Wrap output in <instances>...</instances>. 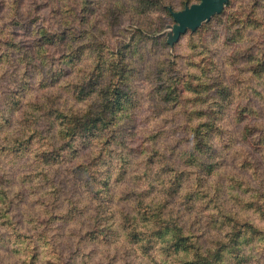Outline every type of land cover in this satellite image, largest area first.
Listing matches in <instances>:
<instances>
[{"label":"rangeland","instance_id":"1","mask_svg":"<svg viewBox=\"0 0 264 264\" xmlns=\"http://www.w3.org/2000/svg\"><path fill=\"white\" fill-rule=\"evenodd\" d=\"M199 2L0 0V264H26L33 251L36 264H168L136 250L120 218L143 209L145 197L160 196L174 174L195 176L188 166L193 155L215 165L214 175L205 174L208 183L219 180L229 194L248 200L246 184L264 192V73L248 71L255 57L264 68V0L260 7L257 0H230L221 14L171 45L175 21L165 6L181 11ZM247 22L252 25L241 35ZM52 38L61 40L52 44ZM111 81L124 93L118 123L105 136L98 135L101 123L99 138L59 143V160L42 163L41 151L57 154L44 138L49 120L65 121L51 100L54 106L68 101L64 113L80 117L104 98L99 84ZM229 90L232 102L225 107ZM79 92L88 95L77 99ZM32 100L49 104L48 114L34 118L36 130L26 128L20 103ZM75 124L82 126L78 118ZM18 136L31 140L14 147L9 140ZM201 136L204 153L194 149ZM187 186L169 197L182 209ZM218 210L205 198L203 211L183 213L181 222L201 234L212 253L221 250L214 259L236 262L228 228L218 249L217 231L201 225ZM249 215L264 230V220ZM260 240L247 243L242 264H264Z\"/></svg>","mask_w":264,"mask_h":264},{"label":"trees","instance_id":"2","mask_svg":"<svg viewBox=\"0 0 264 264\" xmlns=\"http://www.w3.org/2000/svg\"><path fill=\"white\" fill-rule=\"evenodd\" d=\"M260 4V0H257V7H260ZM170 8V6H165V9L168 10L172 16ZM171 9L173 11H177L174 8ZM255 12L256 11H254V14H256ZM251 25L252 22H250V24L247 22V25H244L242 28L243 32L241 35H245L246 30L250 28ZM189 32L191 31H188L186 34ZM183 36L184 35H182L181 38ZM60 40L61 38H58V40L52 38L49 43L55 44ZM41 53L42 52H40V54ZM74 56V50L68 52V57H70V59H72ZM259 62L260 61L257 57L254 59H249L248 62L249 65L253 63V65L248 68V71L252 72L253 75L257 77L264 73V68H261V65L258 64ZM109 85H112L111 89ZM109 85L105 83L99 84L101 90L97 91L101 92V94L104 95V98L95 109L93 105H91L89 107V111L84 114H80V117H69L64 113L68 101H66L64 105L57 104L54 106L51 105L53 103V100H51L52 102L50 103V106L53 108L52 111L56 112L58 117L65 121L60 122L57 119L49 120L48 125L50 128L46 127L44 138L50 140L52 147L55 148V150H49L56 152L57 154H49L50 152H47V150L41 151L39 155L43 159L42 163L51 165L55 161L59 160L58 157L61 156V154H59L60 151L57 152V149H59V143L69 146L71 139H75L76 136H82L84 139L88 140L95 138L98 135L105 136L110 132V127L118 123L119 115L117 114L119 113V107L122 105V103H124L122 100L124 93L120 87H117V83L115 84L111 81ZM171 85L165 92L167 95L172 94L170 88L174 86ZM228 89L230 88H225L226 92ZM87 93L88 92H79L76 95L77 99L86 97L88 95ZM54 94H56V92L51 94L49 97L53 99L56 96H54ZM230 97L231 91L229 90L227 98H223L221 102L222 105L225 107L229 106V104L232 102H230ZM20 103L23 106V117L25 118V123H28L26 124V128H33L36 130L34 118L40 113L48 114L49 112H46V108L49 104L43 103L41 101L35 102L33 100L28 101L25 104L23 102ZM77 118L79 121H81L82 126H77L75 124ZM101 123H104L105 127L101 130L105 133L101 131V134L96 135L95 133L98 129L97 127ZM112 133L115 134V132ZM203 138L204 136L199 138L198 145H196L197 147L194 148L195 150H198L199 153H204L202 151V145L205 143V139ZM19 139H22V136L15 137L13 141L9 140V143L16 147L18 144L23 145L25 142L31 140L29 137L28 139H23L21 142H19ZM260 141L264 145V136L260 138ZM31 147L32 145H29L28 143L25 149H31ZM71 151L75 152L76 150L74 149ZM46 152L47 154H43ZM193 157L194 159L190 162L191 164L188 163V166L196 169L195 176H193L194 173H185L186 177L180 173L174 174L173 184H170L167 187L168 189L164 190L160 196L156 195V197H151L149 202H147L148 197L142 199V202H146V205L141 203V207H143V209L138 210L137 213L123 212L124 214L122 215V218H120L121 231L125 233V239L128 240L130 244L136 246L135 249L146 255L149 259H151L152 262H156L160 256L162 260H168V264H222L218 261V258L214 259V257H221L222 255L221 250H218L224 245V241L221 238L220 232L223 230V227L224 229L227 227L228 229H225L224 231H226L227 234L230 233L229 242H232L233 244V246H230L229 248V253L236 256V262H232L227 257L224 263L242 264L246 262L243 254L245 253L247 243L255 244L259 236H261L260 241L264 242V235H262L264 230L254 224L249 217V213H254L264 220V192L251 190L247 187V184L243 182L246 184V188L243 189V191L245 193H249L251 198L244 200L240 194H229L224 189V187L219 184V180H214L208 183L209 180H207L205 174L207 176L214 175L215 165L212 163H205L204 161L200 162L201 160L199 161L195 155H193ZM42 172L45 173L43 175L46 177H49L51 174L50 171L46 170H43ZM185 183L188 184V186L182 197V205H184L182 209L179 208L176 203H173L177 198L172 200L171 203L169 197L172 199L175 198L180 193V191L184 190L183 186ZM241 186H243L242 183ZM205 198H209L215 202L219 209L218 216L214 217L209 215L208 217L204 218L203 223L201 222V225L204 229H207L209 225L210 230L213 229V231H217L215 238L220 240L221 243V246H219L217 249V254L215 252H211L212 248L207 246V241L201 238V234L196 235L191 225L181 222L183 213L193 214L195 211L201 213L203 211ZM197 203H200V205ZM218 203H220V205ZM195 204L197 207H195ZM194 208L195 210H192ZM245 215L249 216L245 217ZM214 224V228H211L210 225ZM165 231L170 234L169 238H166ZM152 249L156 250L150 254H147V252ZM28 258L26 264H36L38 254L33 251V253H31Z\"/></svg>","mask_w":264,"mask_h":264},{"label":"water","instance_id":"3","mask_svg":"<svg viewBox=\"0 0 264 264\" xmlns=\"http://www.w3.org/2000/svg\"><path fill=\"white\" fill-rule=\"evenodd\" d=\"M229 2L230 0H200L199 3L187 6L181 11H173L170 8L175 23L171 28L169 43L172 45L178 42L188 31L196 32L203 23L221 14Z\"/></svg>","mask_w":264,"mask_h":264}]
</instances>
